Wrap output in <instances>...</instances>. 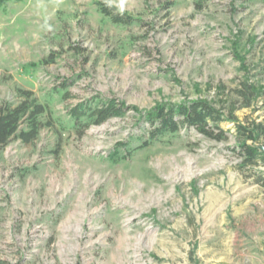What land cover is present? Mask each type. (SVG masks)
I'll list each match as a JSON object with an SVG mask.
<instances>
[{
  "label": "rangeland",
  "instance_id": "374dc122",
  "mask_svg": "<svg viewBox=\"0 0 264 264\" xmlns=\"http://www.w3.org/2000/svg\"><path fill=\"white\" fill-rule=\"evenodd\" d=\"M97 2L136 21L114 25ZM195 3L12 0L0 9V106L19 89L52 94L62 122L0 148L1 259L264 264L262 191L240 169L231 123L221 124L225 140L182 127L140 147L153 130L142 117L160 104L202 101L240 122L264 115L263 100L241 108L238 96L245 83L264 88V0ZM95 98L124 115L68 128L69 110ZM253 171L264 177L261 162Z\"/></svg>",
  "mask_w": 264,
  "mask_h": 264
},
{
  "label": "trees",
  "instance_id": "16d2710c",
  "mask_svg": "<svg viewBox=\"0 0 264 264\" xmlns=\"http://www.w3.org/2000/svg\"><path fill=\"white\" fill-rule=\"evenodd\" d=\"M12 0H0V9ZM208 0H196L197 9L203 7ZM98 13L105 20L117 26H131L136 19L127 13L119 11L113 5L96 3ZM50 55L43 63L54 61ZM18 101L15 104L3 103L0 106V148L5 147L11 140H19L24 144L34 142L41 129L50 128L58 123L59 118L54 116L52 109V94L39 99L32 91L19 89ZM241 108H250L257 99L264 101V88H255L245 83L238 91ZM125 107L114 100L92 99L78 103L69 110L70 126L81 133L90 126H98L110 118L123 116ZM178 119H177V118ZM142 120L153 127L150 139L140 147L155 141L158 136L173 134L182 127H193L207 139L221 141L227 138V132L222 123H231L237 142V155L241 159L240 169L247 172V179L264 188V177L253 173L261 162L264 165V115L257 121L246 117L240 122L232 113L224 114L206 102L193 101L179 106L158 105L151 112L142 117ZM125 146V147H124ZM123 147L126 148V145ZM249 172V173H248ZM0 264H10L0 258Z\"/></svg>",
  "mask_w": 264,
  "mask_h": 264
},
{
  "label": "crops",
  "instance_id": "0c3cea01",
  "mask_svg": "<svg viewBox=\"0 0 264 264\" xmlns=\"http://www.w3.org/2000/svg\"><path fill=\"white\" fill-rule=\"evenodd\" d=\"M255 186H258V188L262 191V194H261V197H260V199L258 200V201H256V202H259V204L261 203V208L263 209V212H264V188H261L259 185H257V184H255ZM253 204V203H252ZM246 206L248 205V202H246V204H245ZM264 233V232H263ZM258 240V245H255V247L257 248V249H261V250H263L264 251V234H262V236H259L258 238H257Z\"/></svg>",
  "mask_w": 264,
  "mask_h": 264
},
{
  "label": "water",
  "instance_id": "95a60500",
  "mask_svg": "<svg viewBox=\"0 0 264 264\" xmlns=\"http://www.w3.org/2000/svg\"><path fill=\"white\" fill-rule=\"evenodd\" d=\"M262 151H263V153H264V147L262 148Z\"/></svg>",
  "mask_w": 264,
  "mask_h": 264
}]
</instances>
